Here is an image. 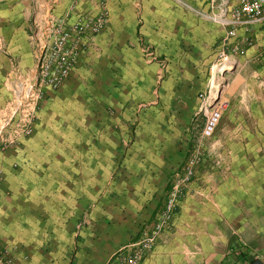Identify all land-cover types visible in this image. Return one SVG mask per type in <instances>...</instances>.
I'll use <instances>...</instances> for the list:
<instances>
[{
  "label": "crops",
  "instance_id": "obj_1",
  "mask_svg": "<svg viewBox=\"0 0 264 264\" xmlns=\"http://www.w3.org/2000/svg\"><path fill=\"white\" fill-rule=\"evenodd\" d=\"M54 1L57 15L95 9L94 0H77L74 6L71 0ZM120 1L108 0L109 17L100 33L80 37L75 66L63 85L46 92L33 133L0 148V250L7 264H108L113 252L151 227L187 166L192 173L178 196L184 213L171 218L139 264H264V116L245 120L263 125L260 131L238 132L241 140L260 142L243 151L249 157L245 165L217 172L205 166L179 169L182 150L175 146L168 153L166 144L147 153L128 148L129 120L112 115L107 97L98 93L108 85L111 63L131 56L129 47L138 44L139 35L168 56L202 61L216 56L226 29L190 9L207 10L210 0H162L165 10L161 0H139L138 13L129 0ZM48 7L49 2L39 11ZM34 12L33 0H0V105L8 97L7 77L17 67L34 71ZM236 30L231 44L247 38L251 44L235 73H243L244 90L252 93L253 86L250 106L264 109V91L258 90L264 86L250 83L258 73L264 76L263 67L252 69L264 64V21ZM84 77L98 85L80 84ZM89 92L92 97L84 94ZM183 101L192 111L193 99ZM174 124L170 119V132L164 133L170 140L179 134ZM136 135L140 141L142 133Z\"/></svg>",
  "mask_w": 264,
  "mask_h": 264
},
{
  "label": "rangeland",
  "instance_id": "obj_2",
  "mask_svg": "<svg viewBox=\"0 0 264 264\" xmlns=\"http://www.w3.org/2000/svg\"><path fill=\"white\" fill-rule=\"evenodd\" d=\"M71 1V6L77 3V0ZM48 2V12H40L39 7ZM94 2V11L88 10L73 15L68 10L64 14L57 15L53 11L56 7V1L33 0L35 7V12L33 13V34L35 35L37 51V56H34V71L25 73L17 67L14 73L5 80L8 88V97L0 105L1 149L19 144L23 138L33 133L39 108L43 99L48 96L46 92L55 91L63 85L75 66L76 60L62 82L56 86L39 80L38 63L41 51H44L46 46H49V49L54 46V42L57 39L56 30L59 29V26L83 19L85 21L99 22L98 30L92 32L94 34L100 33L104 28L109 17L108 0H94ZM127 2L128 6L135 8L138 13L139 0H129ZM114 3L118 4L121 1L114 0ZM159 5H161V10L167 8L166 5L162 4V0ZM193 12L201 17L194 10ZM129 21L131 20H126L125 22H127L128 27L132 28L131 24L134 26L135 21L133 20L131 24ZM260 23L257 24L260 25ZM161 31L165 32L164 29ZM141 36L139 35L138 44L130 45L129 53L131 56H122L121 59L111 63L110 71L107 75L108 85L104 89L99 88L98 90V93L101 92L103 96L107 97L109 112L112 115L122 116L129 120L130 135L126 141L127 147H130L132 151L141 150L147 153L151 150H159L160 147L166 144L168 153L169 149L171 150L175 146V148L182 150L178 155L179 161H177L179 169L187 165L205 166L217 172L219 167H230L236 164L245 165L249 157L243 151L254 149L260 142L249 139L241 140L238 132L242 130L241 132L245 134V132H249L252 129L255 131V128L260 131L263 125L253 126L248 121L245 122V120L252 116H264V109L261 108V105L253 109L249 103L250 98H253L251 96L255 94L252 84L256 87L264 86V76L258 73L251 79L252 93H249L248 89L244 90L245 84L242 79H245V77L243 73H235L240 69V67H237L238 60L251 44L250 39L247 38L242 43L234 42L231 44L230 38L236 37V35L228 36L224 44V38H222V45L218 49L216 56H204L201 61L200 56H168L164 51H157L155 46L145 43L144 37ZM222 53L226 56H223ZM57 62L58 58L53 56L50 60V64H53L52 68H55L54 66ZM262 67L264 68V64L257 62L252 69L255 70ZM249 71L250 69H246L245 75ZM21 82L32 85L37 91L40 90V98L37 100L30 133L15 142H10V135L13 134L15 122L18 119V116L12 115L11 107L14 101V92ZM80 84H91L94 88L98 85L93 81V78L86 77L81 79ZM171 86H175L179 90V98L176 99ZM94 88L91 91L95 96L98 94H94L96 93ZM258 90L264 91L261 88ZM90 92L89 94H84L92 97ZM214 94H216L215 99L213 97ZM184 98L189 100L187 104H191L189 102L193 99L194 108L192 111L184 108ZM205 101L210 103V107L206 111L203 107ZM228 101L231 102V107L226 110V106L223 111H220L217 103L227 104ZM211 117L216 119L213 123L208 124L207 118ZM217 118H221V121L218 122ZM170 119L174 121V125L178 124L179 126V134L178 136L176 135L174 140L164 136V133L170 132L167 128ZM235 120H237L238 124H234ZM138 132L143 135L140 138L141 142L135 140ZM243 137L248 136L243 135ZM139 142L141 145L137 147ZM170 142L173 146L169 144ZM238 151H240V154ZM0 169L2 170L1 167ZM1 173L0 187L4 181L3 170ZM214 175H217V173ZM216 185L213 186V189L211 188L212 192H216ZM164 209L159 212L151 227L140 233V237L120 246L113 252L108 264H128L129 259L135 260L134 264H139L153 250L161 232L166 228L171 218L174 216L179 218L184 213L183 207L177 203L175 212L164 223L156 241L145 250L142 248L141 241L152 233L160 221ZM181 219L185 221L183 217ZM136 254L139 256L138 258L136 256L135 259Z\"/></svg>",
  "mask_w": 264,
  "mask_h": 264
},
{
  "label": "built area",
  "instance_id": "obj_3",
  "mask_svg": "<svg viewBox=\"0 0 264 264\" xmlns=\"http://www.w3.org/2000/svg\"><path fill=\"white\" fill-rule=\"evenodd\" d=\"M201 17L211 21L214 24L220 25L226 29L224 44L228 36H235L238 27H247L255 25L264 20V0H210L207 10L193 9ZM99 22L85 21L79 19L71 24H63L57 29V39L54 46L49 49V46L41 51L38 63L39 80L49 82L50 85L56 86L62 82L63 78L69 72L71 65L78 57L81 36H86L87 33L96 32ZM93 34V33H92ZM82 45V44H81ZM223 56L224 53H222ZM58 58L57 64L52 68L50 64L51 58ZM40 98V90H35L32 85L21 82L14 92V101L11 107L12 115L18 116L15 122L13 134L10 135V142H15L21 137L27 135L31 131L32 119L36 112L37 100ZM209 98V96H208ZM207 98V99H208ZM204 99V98H203ZM220 111H223L227 104L217 103ZM206 111L210 107V103L205 101L203 104ZM216 118H207L208 124L213 123ZM8 123V122H7ZM0 128V139H2ZM2 170L0 169V185L2 180ZM192 173V167L187 166L185 175L175 183L170 192L166 207L161 214L160 221L155 226L152 233L145 237L141 243L143 249H148L153 242L156 241L160 234L164 223L170 218L176 210L178 203V195L182 183L188 181ZM5 252L0 250V264L9 263V258L5 256ZM138 258V254L135 255ZM136 261L129 259L128 264H134Z\"/></svg>",
  "mask_w": 264,
  "mask_h": 264
},
{
  "label": "bare ground",
  "instance_id": "obj_4",
  "mask_svg": "<svg viewBox=\"0 0 264 264\" xmlns=\"http://www.w3.org/2000/svg\"><path fill=\"white\" fill-rule=\"evenodd\" d=\"M213 97H214V99H215V98H216V94H214V96H213Z\"/></svg>",
  "mask_w": 264,
  "mask_h": 264
}]
</instances>
